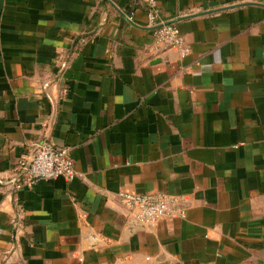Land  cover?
<instances>
[{
	"label": "crops",
	"instance_id": "0c3cea01",
	"mask_svg": "<svg viewBox=\"0 0 264 264\" xmlns=\"http://www.w3.org/2000/svg\"><path fill=\"white\" fill-rule=\"evenodd\" d=\"M157 2L189 55L144 0H0V264H264V0ZM42 143L81 177L17 189Z\"/></svg>",
	"mask_w": 264,
	"mask_h": 264
},
{
	"label": "built area",
	"instance_id": "2783aa9c",
	"mask_svg": "<svg viewBox=\"0 0 264 264\" xmlns=\"http://www.w3.org/2000/svg\"><path fill=\"white\" fill-rule=\"evenodd\" d=\"M147 9L148 27L155 30L157 43L166 48L179 49L183 57L191 52L180 29L161 20L157 0H144ZM22 173L17 189L33 188L39 181L64 179L73 181L81 177L76 170L69 148L56 147L49 143L36 144L31 157L19 162ZM121 203L134 212L136 219L146 223L186 218V208L179 196L155 194H130L118 192Z\"/></svg>",
	"mask_w": 264,
	"mask_h": 264
}]
</instances>
